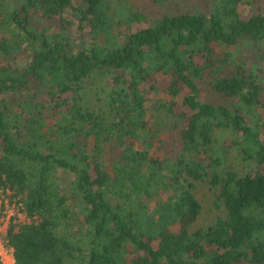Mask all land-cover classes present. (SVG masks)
I'll list each match as a JSON object with an SVG mask.
<instances>
[{"label": "trees", "instance_id": "1", "mask_svg": "<svg viewBox=\"0 0 264 264\" xmlns=\"http://www.w3.org/2000/svg\"><path fill=\"white\" fill-rule=\"evenodd\" d=\"M242 3L140 0L120 16L109 0H0V187L27 218L2 236L13 264H264V68L227 50L264 40V0ZM106 73L100 111L85 106ZM156 77L169 140L146 110ZM217 131L246 171L218 169ZM199 184L220 211L200 227Z\"/></svg>", "mask_w": 264, "mask_h": 264}, {"label": "rangeland", "instance_id": "2", "mask_svg": "<svg viewBox=\"0 0 264 264\" xmlns=\"http://www.w3.org/2000/svg\"><path fill=\"white\" fill-rule=\"evenodd\" d=\"M140 0H109L112 8L115 7L114 14L123 16L128 12L129 6L132 3H136ZM250 0H243V3L239 6V11L246 15L249 11V5L247 4ZM143 5L144 11L147 12V19L151 22L153 18H156L161 9H158L154 4L148 2ZM146 23L136 22L132 23L131 30H136L140 27H144ZM120 26L124 27L123 24ZM122 29V28H121ZM1 32V29H0ZM123 34V30L117 31ZM227 50L232 51L239 59L242 60L244 64L252 63V67L258 68L259 66L264 68V40L251 44L248 41L240 40V42L233 47L227 48ZM264 73V70H263ZM156 84L159 88L163 89V92L152 93L146 100V110L148 112L149 119H151L153 127L158 130V136L160 139L171 138V134L168 133L170 127L176 124V118L170 117L165 113V111L159 106V103L169 100L171 97L165 89L167 85V79H162L156 77ZM85 89L82 91L83 103L85 106L91 109H96L100 111V107L104 103L107 95L110 91L109 85V74H96L89 79L88 83L85 85ZM206 93L202 92L200 97L205 99ZM179 97V96H178ZM176 97L175 99L181 101V98ZM179 103V102H178ZM9 106L12 107L11 101H9ZM177 108H180V103ZM216 139L212 145L209 154L215 155L221 160V166L218 169H224L226 167H232L233 169H238L240 172L246 171L249 167V163L241 160L239 151L233 147L229 150H224L222 145L225 142L232 139L233 134L230 131H217ZM264 137V129L261 130V138ZM154 149H151L153 151ZM195 195L199 199L202 205V213L197 220L196 226H206L213 221L216 215L220 214V211L216 209L213 205V197L206 185L199 184L195 190ZM27 221L25 214L21 211V204L19 202V197L13 196V192L9 189H3L0 187V237L3 239V235L6 233L8 225L13 223L18 225ZM5 251L7 252L5 255ZM0 264H10L9 249H0ZM2 258V259H1Z\"/></svg>", "mask_w": 264, "mask_h": 264}, {"label": "crops", "instance_id": "3", "mask_svg": "<svg viewBox=\"0 0 264 264\" xmlns=\"http://www.w3.org/2000/svg\"><path fill=\"white\" fill-rule=\"evenodd\" d=\"M6 253L7 252L5 251V255H6ZM7 257L9 258L10 264H13V257H12V251H11V249H9V254L7 255ZM3 264H4V262H3Z\"/></svg>", "mask_w": 264, "mask_h": 264}, {"label": "built area", "instance_id": "4", "mask_svg": "<svg viewBox=\"0 0 264 264\" xmlns=\"http://www.w3.org/2000/svg\"><path fill=\"white\" fill-rule=\"evenodd\" d=\"M4 243H3V240L1 239L0 237V249L4 250ZM1 254V253H0Z\"/></svg>", "mask_w": 264, "mask_h": 264}]
</instances>
